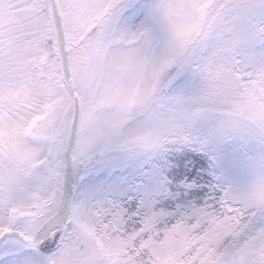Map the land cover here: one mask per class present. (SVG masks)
Instances as JSON below:
<instances>
[{
  "label": "snow or ice",
  "instance_id": "1",
  "mask_svg": "<svg viewBox=\"0 0 264 264\" xmlns=\"http://www.w3.org/2000/svg\"><path fill=\"white\" fill-rule=\"evenodd\" d=\"M0 264H264V0H0Z\"/></svg>",
  "mask_w": 264,
  "mask_h": 264
}]
</instances>
